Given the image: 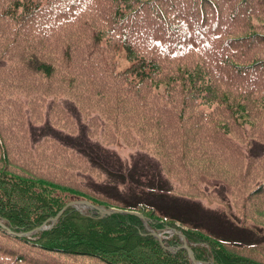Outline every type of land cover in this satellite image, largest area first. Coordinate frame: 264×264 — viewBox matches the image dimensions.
Masks as SVG:
<instances>
[{"label": "trees", "instance_id": "obj_1", "mask_svg": "<svg viewBox=\"0 0 264 264\" xmlns=\"http://www.w3.org/2000/svg\"><path fill=\"white\" fill-rule=\"evenodd\" d=\"M205 177L254 239L156 193L204 197ZM181 235L197 260L264 264V0H0V264H193Z\"/></svg>", "mask_w": 264, "mask_h": 264}, {"label": "rangeland", "instance_id": "obj_2", "mask_svg": "<svg viewBox=\"0 0 264 264\" xmlns=\"http://www.w3.org/2000/svg\"><path fill=\"white\" fill-rule=\"evenodd\" d=\"M118 64L120 68H125L128 65L127 59L124 57V54L121 52L118 58ZM47 117V111H46ZM94 141L99 142L103 147L109 149L113 155H117L121 161V165L124 166V171L129 173V171L133 168L135 171L139 168H144V170L150 175L153 172H159V168L157 164L154 162V159L149 152L145 151L142 147L138 145H127L122 141H118L115 143H106L102 142L101 138H92ZM262 150V145L255 144L253 146V151L257 152ZM115 155V156H116ZM157 167V168H156ZM162 170L161 175L166 178L165 172ZM161 175L154 176L155 180H159ZM91 179L95 181H105L107 179V175L105 173L98 172L91 175ZM170 183L174 184V182L170 179ZM206 192V196H201L198 198H189L178 195L174 190H160L158 189L156 193L164 192L169 196L182 197L184 199L183 212L194 213V217H199V220L205 223L208 227H210L214 232L229 238H237L239 240L244 239L252 240L254 236L247 235L249 234L244 229L236 226H241L239 218L237 219L235 215V211L233 209L232 201H231V193L229 187L221 180L214 179L211 177H205L201 184ZM123 188V187H122ZM188 200V201H185ZM193 204V205H192ZM80 209L86 208L83 205H77ZM181 211V210H180ZM193 217V216H192ZM174 229L165 228L162 230L163 234L170 235ZM258 234L262 231L261 228L259 230H255ZM255 235V234H254ZM162 236V234H161ZM249 236V237H248ZM244 238V239H243ZM180 239V238H179ZM171 246V245H168Z\"/></svg>", "mask_w": 264, "mask_h": 264}, {"label": "water", "instance_id": "obj_3", "mask_svg": "<svg viewBox=\"0 0 264 264\" xmlns=\"http://www.w3.org/2000/svg\"><path fill=\"white\" fill-rule=\"evenodd\" d=\"M80 204L83 205V206H86L88 208L96 209L97 211H100L102 213H111L112 211H115V210H123V209H118L116 207H107V206L102 205V204H95V203H93V202H91V201H89L88 199H85V198L72 200V201L68 202V204H66V205H76L77 206V205H80ZM65 207L66 206H64V208ZM123 211H127V210H123ZM132 212L138 214L137 211H132ZM153 234L157 238H159L160 241H162V236H161V234L159 232L154 231ZM175 246L176 247L177 246L185 247L187 252H188V256H189V258H190V260H191V262L193 264H211V263H208V262H203V261L197 260L195 258V255H194V253H193V251H192V249H191V247H190V245L188 243V240L184 236L181 237L180 244H178V245L175 244V245H171V246H167V247L168 248H173Z\"/></svg>", "mask_w": 264, "mask_h": 264}, {"label": "bare ground", "instance_id": "obj_4", "mask_svg": "<svg viewBox=\"0 0 264 264\" xmlns=\"http://www.w3.org/2000/svg\"><path fill=\"white\" fill-rule=\"evenodd\" d=\"M145 224L147 225V222H145ZM154 231H155V230L152 229V232H154ZM156 232H159V231H156ZM159 233H160V232H159ZM160 234H161V233H160ZM181 237H182V235H181Z\"/></svg>", "mask_w": 264, "mask_h": 264}]
</instances>
